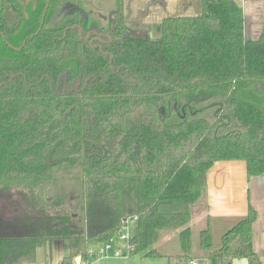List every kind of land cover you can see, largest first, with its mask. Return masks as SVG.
Instances as JSON below:
<instances>
[{"label":"trees","instance_id":"obj_1","mask_svg":"<svg viewBox=\"0 0 264 264\" xmlns=\"http://www.w3.org/2000/svg\"><path fill=\"white\" fill-rule=\"evenodd\" d=\"M53 1L36 34L46 0H0V264H37L54 245L60 263L83 258L131 216L128 257H165L172 233L170 261L262 264L251 205L217 248L207 214L193 253L191 223L214 164L264 175V26L246 39L232 0L128 26L116 0L98 42L80 15L55 23Z\"/></svg>","mask_w":264,"mask_h":264},{"label":"crops","instance_id":"obj_2","mask_svg":"<svg viewBox=\"0 0 264 264\" xmlns=\"http://www.w3.org/2000/svg\"><path fill=\"white\" fill-rule=\"evenodd\" d=\"M232 1L242 7L244 37L248 40H256L264 26V0ZM163 2L177 3L176 8L180 12L188 10V5L184 6V4H188L191 0H163ZM194 12H196L195 16L199 15L200 8ZM206 199L208 209L205 215L208 214L211 218L214 248L219 246L223 233L247 215L248 205L254 208L257 219L253 225V250L264 264V175L247 181L243 162L216 163L206 174ZM216 234H218L217 237ZM214 240H218V243L216 244ZM164 256L159 258H146L141 255L127 258L109 257L96 260L92 264H183L178 260L168 259L175 255ZM192 263L200 264V261L195 259L189 264ZM202 264L206 263L202 260ZM232 264H248V262L240 259L234 260Z\"/></svg>","mask_w":264,"mask_h":264},{"label":"rangeland","instance_id":"obj_3","mask_svg":"<svg viewBox=\"0 0 264 264\" xmlns=\"http://www.w3.org/2000/svg\"><path fill=\"white\" fill-rule=\"evenodd\" d=\"M116 0H54L52 4V11L55 16L59 13L60 4L66 7L78 6L80 10H75L73 12H67L63 18L60 19L59 23L67 24L75 20V17L80 15V12L84 14V20L92 23L94 31L100 28H106L107 19L111 10L115 5ZM150 3V5H149ZM200 0H191L188 4V10L180 12L178 11L177 3H166L163 0H125V14L127 24L144 23L148 26H154L161 21V19L166 17H178V16H195L196 12L200 8ZM263 6V5H262ZM181 8H179L180 10ZM61 14H58L56 19H59ZM152 32L149 31V36H152ZM2 200H0V214H5V206ZM205 211L196 217L191 225L194 227L195 235L193 237V253H197V232L204 227L205 221ZM218 234H216L217 237ZM217 244L218 240H214ZM157 250L163 255H179L180 254V244L176 234H165L159 243L156 245ZM43 252L39 253V256ZM51 256L48 260L38 259L37 264H57L60 263L61 259L67 255V251L63 247L53 246L51 249ZM41 257V256H40ZM42 258V257H41ZM200 264L202 260L198 259Z\"/></svg>","mask_w":264,"mask_h":264},{"label":"built area","instance_id":"obj_4","mask_svg":"<svg viewBox=\"0 0 264 264\" xmlns=\"http://www.w3.org/2000/svg\"><path fill=\"white\" fill-rule=\"evenodd\" d=\"M137 221L136 216L125 218L121 222L120 229L113 239L102 245L90 246L85 257H75L72 262L59 264H92L99 259L112 258H127V254L133 250L134 246L130 244L133 236V230ZM196 264V263H192Z\"/></svg>","mask_w":264,"mask_h":264},{"label":"flooded vegetation","instance_id":"obj_5","mask_svg":"<svg viewBox=\"0 0 264 264\" xmlns=\"http://www.w3.org/2000/svg\"><path fill=\"white\" fill-rule=\"evenodd\" d=\"M47 1V0H46ZM51 1V0H50ZM123 5H124V21H125V24L126 25H128V26H132V25H138V24H142V25H146V24H144V23H136V24H127L126 23V14H125V0H123ZM49 5H50V2H49ZM49 5H48V8H49ZM115 5H116V2H115ZM115 5H114V7H115ZM45 7H46V3H45ZM114 7H113V9H114ZM48 8L47 9H45L44 8V11H43V13H42V15L44 14V18H45V14H46V11L48 10ZM60 8H62V9H60V11H59V13L58 14H60V13H63V14H61V16H60V18L59 19H56L57 17H58V14L55 16V23H59L60 22V19L61 18H63L64 16H65V14L67 13V12H73V11H75V10H80L79 8H78V6H73V7H66V6H63L62 7V5L60 4ZM112 9V10H113ZM112 10H111V12H112ZM110 12V13H111ZM81 14H80V16L83 18V23H87V24H89V25H91V35H95L94 36V39L95 40H97L98 42L99 41H101V40H103V39H105V38H107L108 39V35L106 34V33H103V32H100L101 31V29H105V28H100L99 30H97V31H94V29H93V26H92V23H90L89 21H87V20H84V14H83V12H80ZM109 13V14H110ZM108 17H109V15L106 17V19H107V23H108ZM44 18H43V23H44ZM41 19H42V16H41ZM43 23H42V26H43ZM40 24H41V21H40ZM146 26H148V25H146ZM40 27V26H39ZM42 28V27H41ZM106 28H107V26H106ZM39 29V28H38ZM41 30V29H40ZM89 36V35H88ZM150 37V36H149Z\"/></svg>","mask_w":264,"mask_h":264},{"label":"water","instance_id":"obj_6","mask_svg":"<svg viewBox=\"0 0 264 264\" xmlns=\"http://www.w3.org/2000/svg\"><path fill=\"white\" fill-rule=\"evenodd\" d=\"M49 2H50V0H47V1H46V7H45V9L48 8ZM43 18H44V14L42 15L41 24H40V27H39L38 31L36 32V34H38V32L40 31V29H41V27H42Z\"/></svg>","mask_w":264,"mask_h":264}]
</instances>
